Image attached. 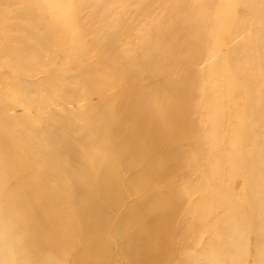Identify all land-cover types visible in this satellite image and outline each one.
<instances>
[{
	"label": "rangeland",
	"instance_id": "1",
	"mask_svg": "<svg viewBox=\"0 0 264 264\" xmlns=\"http://www.w3.org/2000/svg\"><path fill=\"white\" fill-rule=\"evenodd\" d=\"M0 264H264V0H0Z\"/></svg>",
	"mask_w": 264,
	"mask_h": 264
}]
</instances>
